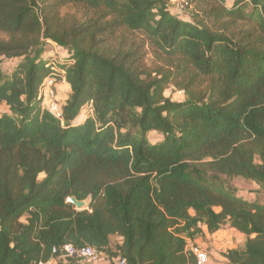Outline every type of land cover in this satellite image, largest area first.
Returning <instances> with one entry per match:
<instances>
[{
	"label": "trees",
	"instance_id": "obj_1",
	"mask_svg": "<svg viewBox=\"0 0 264 264\" xmlns=\"http://www.w3.org/2000/svg\"><path fill=\"white\" fill-rule=\"evenodd\" d=\"M67 6L94 17H62ZM47 45L64 58L45 59ZM46 79L69 87L60 119L41 108ZM0 106V264H82L52 254L65 245L110 263L195 264L187 241L224 227L244 236L227 264H264V204L229 184L264 190V0L189 20L167 0H0Z\"/></svg>",
	"mask_w": 264,
	"mask_h": 264
},
{
	"label": "rangeland",
	"instance_id": "obj_2",
	"mask_svg": "<svg viewBox=\"0 0 264 264\" xmlns=\"http://www.w3.org/2000/svg\"><path fill=\"white\" fill-rule=\"evenodd\" d=\"M217 1H221L225 7L229 8L230 4L234 0H214V1H211L208 3H205V2L202 3L199 0H197V1L193 0L190 8L186 9L183 13L175 14V11H173V13L176 17H179L182 20H189L192 13L201 14L203 11L208 10L210 7H212L215 4V2H217ZM60 13H61L62 17H70V18L76 19L79 22H82V21H84L90 17H94V13L92 11H88L87 9H85L83 7L67 6V7L63 8L60 11ZM127 37H129L131 40L136 41V43H141V41H142V38L138 37V36L128 35ZM144 45L145 46L143 48V52H144L145 67L148 70L154 71V70L158 69L159 67H161L163 65V63L161 60H159L154 55V52H152V50L146 44H144ZM44 57H45V59L48 58V59H51L55 62H59L61 59L64 58V54L59 50V48L55 47L54 45H47L46 53H45ZM16 62H17V60L5 61L2 64V69H3L4 73H9L12 70V68L14 67ZM54 91H55L56 98H57L58 102L60 104L65 103L66 99L68 98V94H69L68 85L61 80L56 81L55 86H54ZM164 96L166 98H169L171 101H174V102H182L184 100L183 92L179 91L173 85H169L166 88V90L164 92ZM5 110H6L5 107L0 106V113L5 111ZM83 117H84V114H82L81 117L79 118V120H77V121L80 122ZM156 139H157V135L152 134L150 136V140L152 142H155ZM229 184L231 186H233L238 191L239 196H241V197H243L249 201L256 200V201L260 202L261 204H264V190H260L258 188V186H256L255 184L250 183V182H245V181L240 180V179H233L229 182ZM84 209H87V206ZM232 241L234 242V237H232ZM117 242H118L117 239L112 240L113 245ZM198 245L202 249L205 250V252L208 254L209 257H211V251L208 248L207 242H205L203 240L202 242L200 241ZM224 249L227 250V248H224Z\"/></svg>",
	"mask_w": 264,
	"mask_h": 264
},
{
	"label": "built area",
	"instance_id": "obj_3",
	"mask_svg": "<svg viewBox=\"0 0 264 264\" xmlns=\"http://www.w3.org/2000/svg\"><path fill=\"white\" fill-rule=\"evenodd\" d=\"M169 10L172 14L183 13L186 9L190 8V0H167ZM55 82L53 79H46L43 82L42 89L39 93V99L41 101V108L43 111L50 114L56 119L61 118V109L59 102L56 98L54 91ZM83 112L92 113L91 103H88L84 108ZM86 113L84 115H86ZM186 251L193 255L195 259V264H208V254L202 249L198 244L187 241ZM61 253L63 257L75 258L79 260L82 264H98L104 260L97 251L92 248H76L71 245H65L60 250L53 249L52 254L58 255ZM54 260L45 263L53 264ZM115 264H127L124 259H117Z\"/></svg>",
	"mask_w": 264,
	"mask_h": 264
},
{
	"label": "crops",
	"instance_id": "obj_4",
	"mask_svg": "<svg viewBox=\"0 0 264 264\" xmlns=\"http://www.w3.org/2000/svg\"><path fill=\"white\" fill-rule=\"evenodd\" d=\"M61 81L65 82L64 79H62ZM85 113L86 112H83L82 110L77 120H79L81 115ZM86 117L87 116L84 115V117L80 122L76 120L75 123L76 124L81 123ZM203 232H204V236L200 239L195 240L194 243L199 244V242L200 241L202 242L203 240L207 242L208 248L211 251V257L208 256L209 257L208 264H227V261L221 255L226 251L224 248H227V250L237 249L242 247L244 242L243 235L235 232L232 229H229L228 227H224L213 234H208L206 229H203ZM232 237H234V242L232 241ZM115 263L116 260H114L111 263L106 260H102L98 264H115Z\"/></svg>",
	"mask_w": 264,
	"mask_h": 264
},
{
	"label": "water",
	"instance_id": "obj_5",
	"mask_svg": "<svg viewBox=\"0 0 264 264\" xmlns=\"http://www.w3.org/2000/svg\"><path fill=\"white\" fill-rule=\"evenodd\" d=\"M67 203L73 205L76 210H82L87 206L85 201H77L75 198H69Z\"/></svg>",
	"mask_w": 264,
	"mask_h": 264
}]
</instances>
